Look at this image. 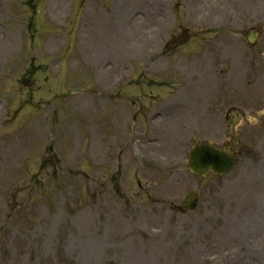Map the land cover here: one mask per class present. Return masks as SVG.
<instances>
[{"label": "rangeland", "instance_id": "obj_1", "mask_svg": "<svg viewBox=\"0 0 264 264\" xmlns=\"http://www.w3.org/2000/svg\"><path fill=\"white\" fill-rule=\"evenodd\" d=\"M115 95L143 103L142 151ZM263 108L264 0H0V264H215L211 245L259 230L242 227L264 204ZM230 135L229 174L185 169Z\"/></svg>", "mask_w": 264, "mask_h": 264}, {"label": "water", "instance_id": "obj_2", "mask_svg": "<svg viewBox=\"0 0 264 264\" xmlns=\"http://www.w3.org/2000/svg\"><path fill=\"white\" fill-rule=\"evenodd\" d=\"M236 162L230 147L227 150H220L212 144H200L191 154L189 167L199 174H206L210 168L214 173L223 174L231 169ZM192 195L188 197L187 203L193 199ZM194 201L196 203V199Z\"/></svg>", "mask_w": 264, "mask_h": 264}, {"label": "bare ground", "instance_id": "obj_3", "mask_svg": "<svg viewBox=\"0 0 264 264\" xmlns=\"http://www.w3.org/2000/svg\"><path fill=\"white\" fill-rule=\"evenodd\" d=\"M147 22H148V20H145V23H144L145 27L148 26ZM135 27H136L135 25H133L132 27H128V31H125V33L128 34L129 37H132ZM189 94L190 93H188V95H187L188 97H189ZM263 207H264V204H262L257 211H254L253 213L249 214L250 215V220H251L250 221V225H253L256 222V219L259 220L262 217L261 211H262ZM259 223H260V221H259ZM227 236H228V234L223 236L224 240L227 239ZM257 247H258V250L263 251L262 244L260 242H258V240H257ZM213 251L217 252L218 255L217 256H210V257L213 258V259H216L217 262L224 261L223 259L228 258L231 255V252H228V251L223 252L221 250L220 244H216L214 246V248H213ZM186 255H187V257L191 256L190 253H187ZM216 260H213V262H216Z\"/></svg>", "mask_w": 264, "mask_h": 264}]
</instances>
